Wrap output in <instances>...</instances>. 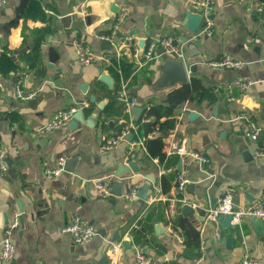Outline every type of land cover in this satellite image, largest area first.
Returning a JSON list of instances; mask_svg holds the SVG:
<instances>
[{
	"label": "crops",
	"instance_id": "0c3cea01",
	"mask_svg": "<svg viewBox=\"0 0 264 264\" xmlns=\"http://www.w3.org/2000/svg\"><path fill=\"white\" fill-rule=\"evenodd\" d=\"M193 1L7 0L0 8V151L6 150V170L0 174V252L6 226L16 214L22 216L12 237L15 256L0 264H139L137 252L150 257L149 264H242L247 252L264 261V232L255 231L250 217L230 230L220 227L222 240L215 224L204 225V217L187 215L182 208L175 226L184 241L167 228L164 198L176 195L180 173L192 180L184 195L195 208L216 204L225 189L233 190L238 209L253 206L264 195V157H258L264 152V23L258 11L264 0H213L212 36L185 42L195 36L189 22L204 14ZM123 10L129 15L120 41L133 36L141 51L125 49L119 59L80 65L76 43L113 56L99 36L108 34ZM165 37L185 47L186 80L195 78L201 87L194 100L174 111V128L146 136L137 125L145 107L164 104L182 85L168 72L170 61L177 59L166 54L147 63L143 59L149 41ZM226 56L243 66L208 64ZM244 82L253 85L242 90ZM18 87L36 95L19 99ZM126 98L135 102L130 111ZM72 107L82 111L77 128L69 124L37 135L55 112ZM191 114L197 117L190 119ZM247 115L259 132L255 140L243 130L241 118ZM153 121V116L146 120ZM131 124L139 127L143 141L167 135L166 149L175 135L186 151L206 156L209 165L168 153L160 164L144 148L135 163L138 171L117 176L129 141L106 152L101 145ZM61 157L71 160L73 172L46 178L45 171ZM108 177L111 190L120 184V197L106 199L96 189V180ZM163 177L170 183L166 192ZM145 184L147 201L125 199L124 194L135 188L138 195ZM76 215L98 228L91 243L76 244L61 233ZM121 241L123 248L114 256L111 244Z\"/></svg>",
	"mask_w": 264,
	"mask_h": 264
},
{
	"label": "built area",
	"instance_id": "2783aa9c",
	"mask_svg": "<svg viewBox=\"0 0 264 264\" xmlns=\"http://www.w3.org/2000/svg\"><path fill=\"white\" fill-rule=\"evenodd\" d=\"M7 4V0H0V8H4ZM193 6L199 7L204 11L202 16L203 19V28H201V33L199 35H195L192 39H197L198 37H211L212 36V23L210 19V14L212 10L213 0H194ZM258 11L262 15L263 23H264V3H261L258 7ZM128 12L123 10L117 12L115 18L112 21V25L110 31L106 35H100L99 38L104 40L108 47H112V55L105 54H95L88 46H85L83 43H76L74 45L77 62L82 66H90L94 63H98L101 61L110 62V57H116L119 59L122 55V52L125 49H131L136 53L141 51L140 45L135 40L133 36H125L122 41H120V28L121 25L125 22L128 17ZM191 39V40H192ZM175 40L172 37H165L161 39H152L149 41L148 45L145 49H143V59L144 61L151 62L160 56L166 54L169 55L179 61L185 62L187 59V52L184 46H178L174 42ZM210 66L220 68V69H236L243 66V63L237 60H234L230 56L223 57L219 60H214L208 62ZM253 85V82H244L240 84V88L242 90L248 89ZM16 95L19 99L22 100H31L36 94L25 92L23 89L18 87L16 89ZM124 105L127 110H131L135 106L134 101H130L127 98L123 99ZM79 111L77 107H72L67 110H59L53 114V116L49 119V121L41 126L37 130L38 136H45L52 132L58 131L64 127H67L71 121H73L75 114ZM243 130L246 136L252 139L258 138V130L256 126L251 122L250 115L242 116L241 118ZM158 129V128H157ZM154 133H158L156 130ZM132 134L133 139L129 142V151L127 156L124 158L121 167H130L131 164L136 163L139 152L144 150V141L140 137V130L134 124H131L126 128L118 137H111L104 140L101 145V150L106 152L117 147L121 142L127 141L126 138ZM135 139V140H134ZM5 153L6 150L0 151V173L6 170L5 166ZM167 153L170 155H178L180 157L190 156L192 159L199 162L201 165H209V159L199 152H190L186 151L182 146L180 140L173 135V138L169 141L167 145ZM258 157H264V152H260ZM156 159L155 161H157ZM67 162L65 157H61L57 160L56 166L54 168L47 169L45 171V177L48 179L56 178L64 173V167ZM159 162V160H158ZM166 169L162 167L161 174H165ZM108 178L97 179L96 189L102 195L103 198L112 197L111 193V185L109 183ZM192 183V180L187 177L185 174L180 173L177 177L176 184V195L172 197H165L164 200L167 202L166 207V222L167 228L171 232V234L178 240L179 242H183L184 239L181 234L177 231L175 222L176 217L179 213L180 208L185 205H189L192 208L196 206L190 204L188 200L185 198L184 192L186 188ZM233 190L225 189L221 192L220 198L217 200L216 204L210 206L205 210L204 217V225H208L213 223L216 225V237L218 240H222L223 234L220 230V226L217 223L218 218L221 215H232L233 220L231 222L234 226H239L243 222L244 218L250 217L251 219H259L264 221V195L261 199L254 204L245 209H238L235 207L233 203ZM125 199L129 201H135L138 199L137 190L133 188L128 193L124 194ZM21 215L16 214L14 219L8 223L6 229L4 230L3 238L1 240V252H0V260L1 261H10L14 258L16 253L15 245L12 241V237L14 232L16 231ZM61 233L64 235H68L76 244H88L91 243L98 235L99 230L96 226L86 221L80 215H76L72 218V220L65 224L61 228ZM112 245V254L116 256L120 250L123 248V242H114ZM136 259L139 264H149L151 262V258L142 252L136 253ZM242 264H264V261L261 259H256L252 257L248 252L244 255Z\"/></svg>",
	"mask_w": 264,
	"mask_h": 264
},
{
	"label": "trees",
	"instance_id": "16d2710c",
	"mask_svg": "<svg viewBox=\"0 0 264 264\" xmlns=\"http://www.w3.org/2000/svg\"><path fill=\"white\" fill-rule=\"evenodd\" d=\"M200 87V81L194 78L172 90L164 104H150L145 107L144 112L137 121V125L144 129L146 136L156 130L167 134V131L169 132L177 123L173 115L174 111L185 103L194 100V95ZM152 116L155 117V121L146 122ZM166 136L163 134L158 138H146L144 141V147L149 156L152 159H158L160 164H164L168 160L166 142L164 141ZM162 186L164 192L170 188V183L166 177H163Z\"/></svg>",
	"mask_w": 264,
	"mask_h": 264
},
{
	"label": "water",
	"instance_id": "95a60500",
	"mask_svg": "<svg viewBox=\"0 0 264 264\" xmlns=\"http://www.w3.org/2000/svg\"><path fill=\"white\" fill-rule=\"evenodd\" d=\"M118 11V10H117ZM194 20V21H193ZM203 19L202 17H193L192 21L189 22L188 27L189 30L192 32V34L194 35H199L201 33V25H202ZM192 37L185 39L186 41H191ZM171 63L170 66L168 67V72L170 74H172V76L175 78L176 82H180L182 84L187 83L186 80V70H185V63L183 61H179V60H173L170 61ZM190 71L191 72H196V66H191L190 67ZM102 80L105 81L104 77L102 78ZM107 82V81H106ZM80 115H82V111L79 110L75 116L73 121L70 122V126L72 128H77L78 127V121H80ZM197 117L196 114H191L190 119H193ZM133 139V135L130 134L126 140L127 141H132ZM138 171V166L133 163L131 164V166L128 167H121L118 172H117V176H123V174L126 173H130V172H137ZM72 162L71 160L67 161L64 167V175L68 176L72 173ZM1 174V173H0ZM149 179L151 181L154 182V178H150ZM120 184L118 183L117 187H113L111 190V193L113 196L116 197H120L122 195L121 191H120ZM149 189V185L145 184L141 190L138 193V198L143 200V201H147L148 200V196H147V191ZM182 210L187 214V215H193L194 213H198L201 217H205V210L200 209V208H192L189 205H185L182 207ZM22 217V216H21ZM233 220V216L232 215H221L218 220L217 223L218 225L221 227L222 230H230L233 228V225L231 224ZM22 221V220H21ZM251 223L255 229L256 232L260 233V231L264 232V222L262 220L259 219H251ZM226 243L228 247H232L233 246V238L230 235L226 236ZM125 246H129V244L127 242L124 243V247ZM130 248V246H129Z\"/></svg>",
	"mask_w": 264,
	"mask_h": 264
},
{
	"label": "rangeland",
	"instance_id": "374dc122",
	"mask_svg": "<svg viewBox=\"0 0 264 264\" xmlns=\"http://www.w3.org/2000/svg\"><path fill=\"white\" fill-rule=\"evenodd\" d=\"M6 165V164H5Z\"/></svg>",
	"mask_w": 264,
	"mask_h": 264
}]
</instances>
